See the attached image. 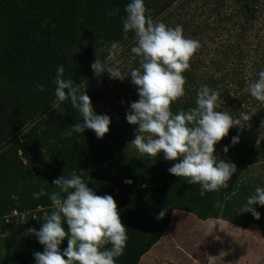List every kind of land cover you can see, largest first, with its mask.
<instances>
[{"label": "trees", "instance_id": "1", "mask_svg": "<svg viewBox=\"0 0 264 264\" xmlns=\"http://www.w3.org/2000/svg\"><path fill=\"white\" fill-rule=\"evenodd\" d=\"M255 0H245V16L253 17ZM131 0H0V241L4 238L5 250L2 264H36L34 253L44 251L37 237L28 229L38 231L44 216L52 209L50 194L58 191L53 181L75 171L97 195L118 192V208L122 222L127 227L124 253L115 258L116 264H138L132 255L143 246L157 227L165 186L182 181L168 169L173 165L153 162L136 156L115 133L98 139L96 133L86 129L63 137L62 133L80 120V115L70 102L53 108L55 85L53 80L59 65H63L65 79L81 85L90 62L86 59L95 49L107 43L127 44L135 37L128 33L124 39L123 20L125 6ZM157 0H145V7L155 20L171 5ZM119 9L118 12L115 10ZM110 12L115 14L110 15ZM185 98L172 103V112L195 107L198 89L208 85L219 91V84L226 79L200 78L186 70ZM37 83L45 91L37 89ZM243 81L238 83L242 90ZM90 96L96 94L80 87ZM247 95H240L245 99ZM47 117V118H46ZM33 125L13 143L26 128ZM241 130L232 127L216 145L220 154L225 146L240 157L234 162L235 173L242 196L247 198L264 181L253 178L245 171L247 159L256 151L259 132L257 124L246 123ZM239 135V143L232 138ZM227 152V153H228ZM257 153L264 154V142ZM41 187L49 195L39 199L33 193ZM260 213L257 220L251 213L233 210L227 221L241 229L255 225L264 240V206L254 205ZM14 211L31 212L25 225L11 216ZM67 231V225H64ZM65 239L61 250L67 248ZM110 248L111 245H105Z\"/></svg>", "mask_w": 264, "mask_h": 264}, {"label": "clouds", "instance_id": "2", "mask_svg": "<svg viewBox=\"0 0 264 264\" xmlns=\"http://www.w3.org/2000/svg\"><path fill=\"white\" fill-rule=\"evenodd\" d=\"M124 11V39H128L129 32L134 33L135 44L131 52L140 58V67L124 74L118 67V60L117 66L109 63L121 52L119 42L111 43L105 60L102 61L97 53L91 67L97 77L107 72L110 79L123 81L130 76L137 86L139 99L131 102L126 119L138 128L128 147L133 146L139 153L153 158L163 152L166 160H179L168 171L187 178L188 184H199L201 196L221 187L227 188L237 167L234 162H225L214 155L216 145L232 127L243 130L252 117L241 112L239 118H233L227 112L217 111L219 93L206 84L198 89L195 107L180 109L174 114L172 103L185 95L183 73L190 68L192 57L201 47L200 42L185 37L182 25L173 28L162 21H154L145 7V0H131ZM64 72L63 65H59L53 80L56 97L53 108L68 101L79 113L80 120L62 136L67 138L91 129L98 139H103L110 131V116L97 114L87 91L81 92L72 79H65ZM37 89L45 91L39 83ZM248 89L252 97L264 102V70L258 73V79L250 83ZM261 129H264V121ZM239 142V135L232 138L233 145ZM262 142L264 134H259L255 146L259 148ZM223 151L227 154L228 147L225 146ZM53 185L58 189L49 196L53 210L44 216L39 231L28 229V233L34 234L44 246L43 252L34 253L36 264H116L115 258L124 253L128 236L114 197L97 195L75 171L70 177H58ZM44 195H49L44 187L33 193L35 199ZM256 204L264 206V187H256L241 213H251L259 220ZM166 214L167 210L162 209L156 218L163 219ZM212 227L214 225L210 224L209 228ZM65 239L68 246L61 250L60 245ZM109 244L110 248L104 247Z\"/></svg>", "mask_w": 264, "mask_h": 264}, {"label": "rangeland", "instance_id": "3", "mask_svg": "<svg viewBox=\"0 0 264 264\" xmlns=\"http://www.w3.org/2000/svg\"><path fill=\"white\" fill-rule=\"evenodd\" d=\"M165 2L171 5L154 21H162L173 28L182 25L185 37L200 42L201 47L190 61L192 72L200 78L226 79L224 84H219V107L216 110L227 112L233 118H239L244 112L252 117L251 123L257 124L259 134H264V129H261L264 102L252 97L248 89V85L258 79V73L264 70V0L254 1V14L250 21L245 16V0H157L156 6L161 8ZM134 44L135 37L127 44H120V54L116 60L109 61L117 66L118 60V67L124 74L140 67V58L131 52ZM110 46L111 43H107L86 58L90 63L87 64L88 71L80 87L96 94L92 103L94 111L110 116L109 133H115L129 145L135 138L138 125L128 123L126 114L131 102L139 99L137 86L132 83L130 76L123 81L110 79L107 72L97 77L91 67L97 59V53L102 61L107 58ZM241 81L244 83L242 90L238 89ZM243 94L247 95L245 99L240 97ZM184 98L185 95L175 102H183ZM32 126L26 128L24 133ZM21 137L22 133L13 143ZM129 148L136 156L153 162L171 165L179 162L166 160L163 152L153 158L139 153L133 146ZM260 148L261 145L256 147V151ZM256 151L248 157L245 172L264 181V154ZM214 155L225 162L240 161L232 148L227 154H220L216 150ZM200 191L199 184H188L187 179L166 184L159 213L166 209L167 214L163 219H157L156 229L134 253V262L264 264V240L258 228L253 225L241 229L227 221L233 210L241 212L246 203L235 173L228 181L227 188L206 192L204 196L200 195ZM118 195V192L112 195L117 204ZM210 224L214 227L209 228ZM4 250L5 241L2 238L0 264Z\"/></svg>", "mask_w": 264, "mask_h": 264}, {"label": "built area", "instance_id": "4", "mask_svg": "<svg viewBox=\"0 0 264 264\" xmlns=\"http://www.w3.org/2000/svg\"><path fill=\"white\" fill-rule=\"evenodd\" d=\"M11 216L16 217L17 222H19L21 225H25L30 218L35 219L37 217L34 213L31 212L19 213L17 211H14Z\"/></svg>", "mask_w": 264, "mask_h": 264}, {"label": "crops", "instance_id": "5", "mask_svg": "<svg viewBox=\"0 0 264 264\" xmlns=\"http://www.w3.org/2000/svg\"><path fill=\"white\" fill-rule=\"evenodd\" d=\"M134 255V254H133ZM133 255H132V258H133ZM133 260V259H132Z\"/></svg>", "mask_w": 264, "mask_h": 264}]
</instances>
